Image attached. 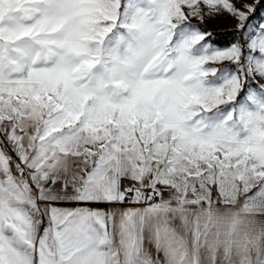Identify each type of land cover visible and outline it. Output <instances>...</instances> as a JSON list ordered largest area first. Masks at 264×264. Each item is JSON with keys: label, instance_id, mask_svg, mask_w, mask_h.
Here are the masks:
<instances>
[{"label": "snow or ice", "instance_id": "snow-or-ice-1", "mask_svg": "<svg viewBox=\"0 0 264 264\" xmlns=\"http://www.w3.org/2000/svg\"><path fill=\"white\" fill-rule=\"evenodd\" d=\"M262 6L0 0V264H264Z\"/></svg>", "mask_w": 264, "mask_h": 264}, {"label": "trees", "instance_id": "trees-1", "mask_svg": "<svg viewBox=\"0 0 264 264\" xmlns=\"http://www.w3.org/2000/svg\"><path fill=\"white\" fill-rule=\"evenodd\" d=\"M262 12H264V6H262L261 8H259L257 10V13L254 17V19L260 18ZM213 32V36L217 41L218 46L224 47L227 46V44L229 43V41L232 40V33L234 32V29H225V30H215L212 31Z\"/></svg>", "mask_w": 264, "mask_h": 264}, {"label": "rangeland", "instance_id": "rangeland-1", "mask_svg": "<svg viewBox=\"0 0 264 264\" xmlns=\"http://www.w3.org/2000/svg\"><path fill=\"white\" fill-rule=\"evenodd\" d=\"M251 2V0H249ZM257 18L256 20H259ZM210 31L215 30H225V29H235V21L228 17H220L214 21H210L207 25Z\"/></svg>", "mask_w": 264, "mask_h": 264}]
</instances>
